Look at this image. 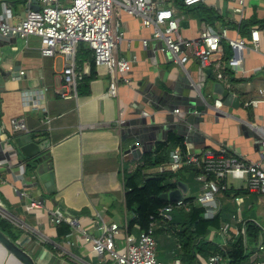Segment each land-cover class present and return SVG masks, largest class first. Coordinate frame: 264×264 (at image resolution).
Masks as SVG:
<instances>
[{
    "label": "crops",
    "instance_id": "0c3cea01",
    "mask_svg": "<svg viewBox=\"0 0 264 264\" xmlns=\"http://www.w3.org/2000/svg\"><path fill=\"white\" fill-rule=\"evenodd\" d=\"M34 1L38 0H0V12L5 6L14 25L32 10ZM203 5L217 12L219 19L213 25L216 30L230 27V38L250 41V35H240L242 22L264 21V0H247L243 17L234 12V0H206ZM197 12V8L184 12L180 29L184 39L198 38L206 25L199 23ZM122 22L126 39L119 48V56L132 61L133 68L129 83L120 87L118 98L108 96L110 77L104 68L96 67L88 96L62 99L59 93L65 60L61 56L42 57L40 38L36 36L4 41L0 46V113L4 130L0 145V198L14 222L23 227L17 228L20 234L15 243L21 246L27 237L34 238L30 255L36 264H102L77 230L56 241V226L51 225L50 216L77 220L79 228L93 236L98 235L103 222L123 227L128 218L124 178L136 171L144 153L166 143L170 133L184 138L188 155L225 149L248 162L261 158L264 30L252 28L260 33L258 51L234 53L227 42L223 43L226 60L235 58L240 62L237 67L229 65V86L223 83L240 101V108L234 109L215 106L217 101L224 100L215 94L219 82L212 69H202L193 60L183 66L177 64L173 56L163 52L164 43L154 42L152 31L143 28L138 18L123 14ZM81 69L91 76L89 62ZM33 103L39 107L34 108ZM176 110L182 116L176 115ZM14 119L23 120L27 127V132L16 140L12 139ZM20 147L27 148L28 155H23ZM26 160L34 166L32 169L27 167ZM232 189L245 193L238 196L244 220L240 224L257 222L261 230L257 239L244 240L249 262L254 264L264 256L260 252L264 246V224L253 209L256 203L263 206L264 201L250 194L244 182H233ZM22 191L44 207L27 213V200L20 196ZM234 197L223 193L216 196L218 214L222 210L228 214L235 210L236 214ZM261 211L260 215L264 214ZM134 235L139 237L140 232L136 230ZM232 236H239L236 227ZM123 241L121 236L118 245L123 247ZM157 242L158 257L164 264H182L172 237L159 233ZM208 242L221 251L230 244L226 245L215 231ZM46 244L52 245L55 252ZM194 257L195 264H208L211 258L199 252ZM0 264L20 263L0 246ZM222 264L230 261L225 258Z\"/></svg>",
    "mask_w": 264,
    "mask_h": 264
},
{
    "label": "built area",
    "instance_id": "2783aa9c",
    "mask_svg": "<svg viewBox=\"0 0 264 264\" xmlns=\"http://www.w3.org/2000/svg\"><path fill=\"white\" fill-rule=\"evenodd\" d=\"M40 10H29L26 16L18 23H10V13L5 6L0 12V46L4 41L12 39H28L36 36L40 38V54L44 58L61 56L65 60L63 71V86L59 95L64 100H72L78 96V86L86 73L77 65V54L81 44H84L94 54L97 68H104L110 77L108 96L119 97L120 87L129 83V75L132 72V61L119 56V48L126 39L123 29L122 15L138 18L145 29L152 31L154 42H163V52L173 56L179 65H185L190 60L199 64L202 69H212L219 83L228 84V67L240 66L235 58L226 60L223 43L235 53L242 50L258 51L260 48V33L254 30L251 40L241 37L230 38V27L216 30L213 26L205 25L198 38L184 39L180 29L184 14L178 8L179 1L185 8H193L204 4L206 0H38ZM236 7L234 12L243 17L247 6V0H234ZM147 45V42H144ZM264 71V66L261 68ZM243 72L247 73L244 69ZM34 108L39 105L33 103ZM215 106L222 108V101H217ZM176 115L182 116L179 110ZM145 117L149 114L144 113ZM12 133L15 135L27 132L23 120L14 119L11 122ZM4 130L0 113V145L3 143ZM14 135V136H15ZM192 165L202 171L196 181L201 184L200 194L194 204L199 205L205 211L204 218L211 220L218 215L219 205L216 196L232 187L233 182H244L246 190L264 198V140L262 141L261 158L258 162H248L239 154H230L221 149L218 153L207 152L200 156H182L176 150L171 154L169 164L158 168V172H177L182 167ZM22 199L27 200L25 210L31 214L44 207L43 203L29 198L25 191L20 192ZM189 196H185V199ZM184 199V200H185ZM237 204L236 214L233 220L240 224L242 208L239 197L234 198ZM190 210V205L184 201L171 204L166 207L161 216L172 213L175 209ZM0 212L5 214L16 228L23 227L14 222L7 212L3 200L0 198ZM50 223L58 226L66 223L72 230H77L91 251L99 256L102 264H164L158 257V242L156 229L164 220H154L147 231L140 232L139 237L128 233L129 217L123 227L117 224L107 225L103 222L97 236L90 235L79 228L77 220L63 215L52 214ZM259 226L257 222H254ZM236 227L232 224H224L219 231H215L222 237L226 245L233 240L232 230ZM237 228V227H236ZM246 240V233H243ZM124 239L123 247L118 245V239ZM34 245V238L27 237L21 247L29 254ZM264 255V246L260 247ZM225 258L222 255L211 257L208 264H222ZM176 264H180L177 262ZM254 264H264V256L256 260Z\"/></svg>",
    "mask_w": 264,
    "mask_h": 264
},
{
    "label": "trees",
    "instance_id": "16d2710c",
    "mask_svg": "<svg viewBox=\"0 0 264 264\" xmlns=\"http://www.w3.org/2000/svg\"><path fill=\"white\" fill-rule=\"evenodd\" d=\"M178 8L183 14L186 11V8L181 3L178 4ZM195 8L198 9L195 17L198 18L200 24L213 26L218 21V14L214 9L208 8L203 4L189 9ZM257 26L259 29L264 30V21H243L239 27L240 35L243 37L251 36L252 28L255 29ZM85 62L90 63L92 74L91 76L85 75L79 84V96H88L90 94V84L95 78L94 72L96 69L93 52L84 44H81L77 54V65L80 69ZM19 136L20 134L15 135L12 139L16 140ZM14 140L13 142H15ZM177 148L180 149L182 156L187 155L184 138L174 132L170 133L166 143H159L155 150L142 155L141 164L134 173L126 174L123 184L126 192L125 206L129 217L128 233L134 234L138 230L137 228L147 231L154 220H164V223L159 224L158 233L156 229V238L159 233L172 237L175 241L176 251L181 253L178 258L182 264H195V252H199L205 257L222 255L230 261V264H250L248 247L245 244L243 233L245 231L247 241L249 239H257L261 230L256 224L248 222L245 226L242 224L236 225L239 236H233V240L224 251L216 250L208 242L211 232L219 231L224 224L233 225L235 223L232 219L233 215H235V210L233 214H228L227 211L222 210L221 213L211 220L204 218V209L194 204L201 191V184L196 181V178L202 173L200 169L187 165L177 172L151 173L159 167L169 164L171 154ZM25 163L29 169L34 167L29 160H26ZM180 182L187 184L190 188V195L184 200L185 204L190 205V210L187 212L182 208L175 209L172 213L161 216V212L171 203L161 200L160 197L178 189ZM223 194L226 197H231L232 195L238 197L245 193L232 189ZM11 224L0 220V230L13 242H16L20 233ZM55 230L56 241H61L72 233L71 226L66 223L56 226ZM46 246L55 252L52 245L46 244Z\"/></svg>",
    "mask_w": 264,
    "mask_h": 264
},
{
    "label": "water",
    "instance_id": "95a60500",
    "mask_svg": "<svg viewBox=\"0 0 264 264\" xmlns=\"http://www.w3.org/2000/svg\"><path fill=\"white\" fill-rule=\"evenodd\" d=\"M40 10V4L38 1H34L32 4V11L38 12ZM215 94L221 96L224 100L223 105L226 107H232L234 109L240 108V101L235 97L229 90H226L223 84L218 83L215 85ZM21 153L23 155H28L27 148H21ZM49 177V176H47ZM189 193V186L182 182L179 183L178 189L171 193L163 194L160 199L165 202H170L171 204L183 202L185 196ZM0 246L4 248L14 259H16L20 264H36L34 258L25 251L17 243L13 242L9 237H7L0 230Z\"/></svg>",
    "mask_w": 264,
    "mask_h": 264
},
{
    "label": "rangeland",
    "instance_id": "374dc122",
    "mask_svg": "<svg viewBox=\"0 0 264 264\" xmlns=\"http://www.w3.org/2000/svg\"><path fill=\"white\" fill-rule=\"evenodd\" d=\"M188 9L189 8H186V10H188ZM259 200L260 201L261 200L264 201V198H259ZM253 210L258 215L257 218L259 219V222H261L262 224H264V214L260 215V213L262 212L261 210H264V205L263 206H260L259 204L256 203ZM0 220H3V221H6V222L10 223L9 222V219L7 218V216L5 214H2L1 212H0Z\"/></svg>",
    "mask_w": 264,
    "mask_h": 264
}]
</instances>
